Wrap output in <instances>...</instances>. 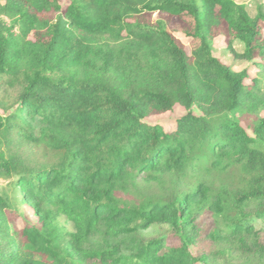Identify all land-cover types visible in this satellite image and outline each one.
Wrapping results in <instances>:
<instances>
[{
  "label": "trees",
  "instance_id": "1",
  "mask_svg": "<svg viewBox=\"0 0 264 264\" xmlns=\"http://www.w3.org/2000/svg\"><path fill=\"white\" fill-rule=\"evenodd\" d=\"M263 31L236 0H0V264H264Z\"/></svg>",
  "mask_w": 264,
  "mask_h": 264
},
{
  "label": "rangeland",
  "instance_id": "2",
  "mask_svg": "<svg viewBox=\"0 0 264 264\" xmlns=\"http://www.w3.org/2000/svg\"><path fill=\"white\" fill-rule=\"evenodd\" d=\"M61 2H62V5H66L67 0H61ZM236 3L243 5L251 18H254L258 14V11L260 8L262 10V13H264V0H236ZM144 18H148V17L144 16ZM158 18H160L159 15L153 14L149 16V21L155 23ZM173 35L181 43V45L185 48L186 52L189 53L190 52V47H189L190 39L185 38L184 35L182 34L174 33ZM234 49L238 53H240L242 47L239 43L236 42L234 44ZM211 52L215 58H218L226 65H229L231 69L235 72L242 71L245 69V67H247V64L245 62L235 61L233 59L232 54L226 49L225 39L222 37L215 39L214 42L211 44ZM250 70H251L250 75L251 77H253L252 75L254 73V69L251 67ZM183 115H184V112L179 107H175L173 112L163 114L160 116L150 117L147 120H145V122L146 124L151 125V126H154V125L162 126V128L166 132H171L176 129L177 119L181 118ZM261 116H264V112L261 114ZM221 181L226 185H230V183L232 182L230 179H223V178L221 179ZM13 182H14L13 180L0 179V194L7 193L10 203H12L13 198L14 197L16 198L18 194V190H16L15 188L11 186ZM139 188L143 192L148 193V195H158L160 193L159 188L156 185H152V184L146 185L142 183ZM18 211L21 214L24 213L25 216L31 215L30 209L23 207L20 202H19ZM198 223L199 225L200 223H203L202 225L203 227L208 226L207 220L200 219ZM66 227L69 228V225H67ZM260 227H261V223L258 222L255 224L256 229H260ZM203 231H204V228H203ZM169 236H170V229L167 226L154 225L150 227L147 231L139 233L138 236L135 237V241L137 240L141 242H147L148 240L149 241L156 240V239H160L163 237L166 238ZM259 239L261 243L264 244V232L260 233ZM92 245L95 247H99L101 245L99 238L95 242H92ZM210 248H211V244L209 243V241H207L203 237L202 233H200V236L196 239L195 244L191 246L190 250L193 253V255L200 256L204 252H208ZM241 258H242V254L239 253L238 256L236 257L237 262H239ZM247 258L248 257L245 256L244 260Z\"/></svg>",
  "mask_w": 264,
  "mask_h": 264
}]
</instances>
